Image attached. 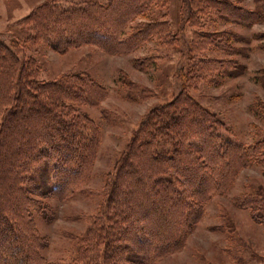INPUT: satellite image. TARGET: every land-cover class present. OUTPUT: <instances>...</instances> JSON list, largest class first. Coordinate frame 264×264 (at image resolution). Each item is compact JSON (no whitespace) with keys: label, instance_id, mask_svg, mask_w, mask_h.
<instances>
[{"label":"trees","instance_id":"trees-1","mask_svg":"<svg viewBox=\"0 0 264 264\" xmlns=\"http://www.w3.org/2000/svg\"><path fill=\"white\" fill-rule=\"evenodd\" d=\"M167 1L106 0L61 7L50 0L20 24L29 27L32 44L43 42L57 52L90 44L108 54L125 53L151 40L173 46L177 38L164 22H138L126 33L131 21ZM190 2L199 15L213 14L233 23L249 24L262 16L260 8L244 9L229 0ZM230 35L195 32L189 47L199 60L188 74L198 79L212 71L236 74L235 68L219 71L214 67L219 64L216 59L201 56L210 46L230 48ZM152 59L143 56L135 62L144 68ZM37 72L33 58L19 57L0 39V264H64L40 255L46 240L36 230L34 214L47 219L49 198L72 196L88 178L95 157L96 141L82 125L87 119L80 107L96 105L105 95L103 89L87 74L40 81ZM181 77L188 78L184 73ZM184 90L185 84L172 101L149 112L128 153L106 181V208L92 217L80 238L81 247L65 264H151L180 249L201 218L202 204L225 191L236 171L262 152L264 140L248 148L235 144L214 115ZM143 161L151 164L144 167ZM132 172L133 178L123 181L125 189L117 201L120 178L127 179ZM146 190L151 192L147 197ZM140 192L146 198L135 197ZM163 204L167 210L162 215L138 225V215L151 220L153 208ZM237 204L255 222L264 223V190L239 196ZM107 208L112 213L107 214ZM164 222L170 231L161 234Z\"/></svg>","mask_w":264,"mask_h":264},{"label":"rangeland","instance_id":"rangeland-1","mask_svg":"<svg viewBox=\"0 0 264 264\" xmlns=\"http://www.w3.org/2000/svg\"><path fill=\"white\" fill-rule=\"evenodd\" d=\"M46 1L50 0H0V39L19 57L36 61L40 81L82 73L105 93L96 105L80 107L87 119L82 125L96 141L88 178L69 198H49L51 210L47 219L34 214L36 230L46 240L40 255L49 262L65 264L72 261L81 247L80 238L92 217L106 208V181L128 153V146L149 112L172 101L182 91L183 84V92L212 113L223 125L226 131L223 133L235 144L248 148L264 140V0H229L244 9L260 8L262 16L249 24L229 22L213 14L199 15L192 9L190 0H168L166 5L153 7L144 16L131 21L126 33L130 34L138 22H164L176 36L177 44L166 46L151 40L133 51L116 54H108L90 44L71 47L65 52L54 51L43 42L32 44L28 40L29 27L20 22ZM90 1L106 2L55 0V4L67 7ZM202 30L231 34L230 48L210 46L201 56L216 59L219 64L214 67L219 71L224 67L227 70L235 68L236 74L229 76L212 71L202 79L188 74L199 60L189 45L194 33ZM143 56L154 59L148 66L139 68L135 59ZM182 73L188 77L183 79L185 82ZM213 144L218 141L214 140ZM259 149L262 152L257 159L237 170L225 191L212 195L202 204L201 218L187 233L183 246L151 264H264V223L255 222L248 210L237 204L239 196L264 190V144ZM141 164L146 167L151 163L143 161ZM133 174L127 179L124 175L120 178L121 193H116L117 201L125 189L123 181L129 182ZM145 193L147 197L151 192L146 190ZM135 197L146 198L141 192ZM165 209L164 204L154 207L151 220L138 215V225L151 223ZM106 213L112 211L107 208ZM165 222L161 234L170 231L167 229L169 223ZM117 244L121 245L122 241L118 240Z\"/></svg>","mask_w":264,"mask_h":264}]
</instances>
